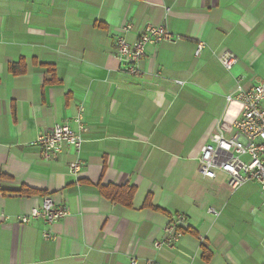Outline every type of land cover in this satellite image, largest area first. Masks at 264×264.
Returning <instances> with one entry per match:
<instances>
[{
  "label": "crops",
  "instance_id": "crops-1",
  "mask_svg": "<svg viewBox=\"0 0 264 264\" xmlns=\"http://www.w3.org/2000/svg\"><path fill=\"white\" fill-rule=\"evenodd\" d=\"M147 24L178 41L148 46L130 76L115 40L133 42ZM223 52L237 58L230 72L217 60ZM238 79L245 89L264 83V0H0V215L27 214L46 196L68 210L49 228L52 241L40 220L1 222L0 264H264L259 185L231 189L220 172L197 173L216 126L229 138L242 115L225 101ZM80 110L74 178L71 150L46 162L33 143L55 124L77 131ZM107 187L134 188L131 207L104 197ZM174 214L187 231L154 250Z\"/></svg>",
  "mask_w": 264,
  "mask_h": 264
},
{
  "label": "built area",
  "instance_id": "built-area-1",
  "mask_svg": "<svg viewBox=\"0 0 264 264\" xmlns=\"http://www.w3.org/2000/svg\"><path fill=\"white\" fill-rule=\"evenodd\" d=\"M128 30L129 27H125L122 33ZM177 41L178 38L173 36L165 25L147 24L133 42L126 41L122 36L116 38V57L128 75L137 76L140 73L139 64L148 46L161 43L173 45ZM203 49L204 44L199 43L195 57H198ZM217 60L227 72L232 71L237 64L236 56L230 52L220 53ZM178 84L183 83L178 82ZM225 101L227 104L232 102L241 104L242 115L233 122L232 135L229 138H226L216 126L208 142L200 149L197 173L203 178L213 180L217 172H220L227 177V185L231 189H237L247 182H255L264 196V83L245 89L241 85V80L238 79L235 89L225 97ZM72 122L77 131L67 124H55L50 130L40 132L33 144L39 148L41 158L46 162L57 160L65 148L71 150L74 160L68 165V175L77 178L83 165L79 154L84 143L82 135L86 132L82 110L72 119ZM207 213L215 214L212 209H209ZM67 215V208L58 206L50 196H46L40 206L31 209L27 214L15 218L1 214L0 223L12 221L19 225H26L40 220L48 228L43 232L42 238L52 241L54 236L49 228ZM186 231L185 216L171 215L162 228L163 239L153 244L154 250L174 248ZM128 264L155 263L153 261L141 263L134 256H130Z\"/></svg>",
  "mask_w": 264,
  "mask_h": 264
},
{
  "label": "trees",
  "instance_id": "trees-1",
  "mask_svg": "<svg viewBox=\"0 0 264 264\" xmlns=\"http://www.w3.org/2000/svg\"><path fill=\"white\" fill-rule=\"evenodd\" d=\"M10 72L13 75H19L23 74L25 72V68H18V65H11L9 67ZM102 194H104V197L110 199L113 202H118L127 208L131 207L132 204V199L135 193L134 188H129V187H107L106 189H101ZM34 191L28 190L26 188L22 189L20 191L21 195H30L33 194ZM146 206H149L147 203Z\"/></svg>",
  "mask_w": 264,
  "mask_h": 264
}]
</instances>
